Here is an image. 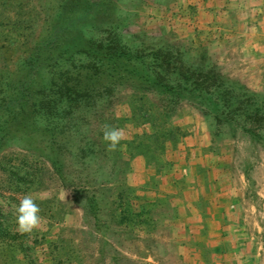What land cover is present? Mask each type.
<instances>
[{
	"label": "rangeland",
	"instance_id": "rangeland-1",
	"mask_svg": "<svg viewBox=\"0 0 264 264\" xmlns=\"http://www.w3.org/2000/svg\"><path fill=\"white\" fill-rule=\"evenodd\" d=\"M0 264H264V0H0Z\"/></svg>",
	"mask_w": 264,
	"mask_h": 264
},
{
	"label": "clouds",
	"instance_id": "clouds-1",
	"mask_svg": "<svg viewBox=\"0 0 264 264\" xmlns=\"http://www.w3.org/2000/svg\"><path fill=\"white\" fill-rule=\"evenodd\" d=\"M102 139L107 143L109 151L116 150L123 139V132L120 129L105 126ZM39 205L30 195H25L15 206L16 224L20 233H31L40 222Z\"/></svg>",
	"mask_w": 264,
	"mask_h": 264
},
{
	"label": "trees",
	"instance_id": "trees-1",
	"mask_svg": "<svg viewBox=\"0 0 264 264\" xmlns=\"http://www.w3.org/2000/svg\"><path fill=\"white\" fill-rule=\"evenodd\" d=\"M82 20H83V18H82ZM55 40V39H54ZM54 40L53 41H51V40H49V41H47L46 43H45V47H49V48H51L52 46H53V43H54ZM35 63H36V65L32 68V72H30L29 74H28V76H27V78H29L30 80L31 79H33V77H34V74L37 72V70L38 69H40L41 67H43V64H42V62H41V57H39V55L37 54V55H35ZM134 71V70H133ZM157 77H159L158 75H156V77H155V79H157ZM26 78V79H27ZM28 81L27 80H24V83L21 85V89L23 90V92L24 93H28ZM24 88H27V89H24ZM20 89V88H19ZM24 100L23 99H20V100H18L17 102L19 103H21V102H23ZM14 102L13 101H11V102H9V105L10 104H13Z\"/></svg>",
	"mask_w": 264,
	"mask_h": 264
},
{
	"label": "crops",
	"instance_id": "crops-1",
	"mask_svg": "<svg viewBox=\"0 0 264 264\" xmlns=\"http://www.w3.org/2000/svg\"><path fill=\"white\" fill-rule=\"evenodd\" d=\"M228 222H229V221H228ZM232 225H233V227H240L238 224H236V222L233 223Z\"/></svg>",
	"mask_w": 264,
	"mask_h": 264
}]
</instances>
